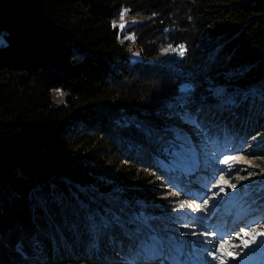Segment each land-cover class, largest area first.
<instances>
[{
  "label": "trees",
  "instance_id": "obj_1",
  "mask_svg": "<svg viewBox=\"0 0 264 264\" xmlns=\"http://www.w3.org/2000/svg\"><path fill=\"white\" fill-rule=\"evenodd\" d=\"M123 9L141 18L125 29L137 60ZM186 112L208 135L261 136L264 155V0H0V264H98L158 237L134 216L142 171L185 144Z\"/></svg>",
  "mask_w": 264,
  "mask_h": 264
},
{
  "label": "rangeland",
  "instance_id": "obj_2",
  "mask_svg": "<svg viewBox=\"0 0 264 264\" xmlns=\"http://www.w3.org/2000/svg\"><path fill=\"white\" fill-rule=\"evenodd\" d=\"M121 13H124L123 17ZM121 13L113 21V25L124 35L123 40L130 41L131 58L140 59V51L135 47L133 36L125 29L137 24L141 18L130 14L126 9ZM182 52L181 47H166L159 59L174 62ZM220 91L222 90L218 89L215 93ZM51 95L56 103L65 101L66 94L60 88L53 89ZM235 112L237 110L234 109L233 113ZM231 116H228L227 120H231ZM172 122L170 120V123ZM171 125L185 144L179 148H166V157L146 159V168L142 171L147 177L146 188L140 189L144 198L141 199L138 218L143 222H158L161 233L149 224L147 226L157 232L158 237L151 234L148 238L140 239L138 244H133L128 238H122L114 248L119 256L109 258L104 254L98 264H128L130 261L134 264H170L176 253L170 244L178 245L193 264H232L233 256L248 251L244 247L238 248L239 245L244 246V243L239 241L246 238L243 232L247 231L251 240L258 241V244L249 249L254 262L264 264V246L260 245V241L264 240V155L258 156L251 149L260 142L261 136L235 138L234 135H224L220 138L215 134L208 135L197 120V115L191 112H186L182 119ZM197 158L199 161H194ZM195 163L201 168L197 180H193L198 187L192 186L188 192L186 189L189 190V187L178 183L177 178L181 177L182 171L186 172ZM122 171L121 168L108 166L99 168V174L119 188L135 189L140 186L136 181H124ZM198 188L203 190L197 191ZM231 197H240L236 200L241 207L246 205L249 199V203L256 204L259 208L248 223L239 225L227 234L224 230L221 231V226L215 228L212 218L221 203L224 200L230 201ZM146 207H151V212ZM134 213L135 216L136 212ZM234 233L239 239L230 240L229 237H233ZM19 245L17 250L22 251ZM157 250L160 253L166 252V256L156 263L148 262V257ZM233 250H238V253Z\"/></svg>",
  "mask_w": 264,
  "mask_h": 264
},
{
  "label": "bare ground",
  "instance_id": "obj_3",
  "mask_svg": "<svg viewBox=\"0 0 264 264\" xmlns=\"http://www.w3.org/2000/svg\"><path fill=\"white\" fill-rule=\"evenodd\" d=\"M203 166V165H202ZM194 167L196 168V169H198L197 170V172H199L200 170H201V168L199 167V165H194ZM191 172L192 171H188V173H189V176H196L198 173H192L191 174ZM182 178L181 179H186V176L184 175V176H181ZM192 186H194V185H191V184H189V185H187V188L189 187V190H187L186 189V191H188V192H190V189H191V187ZM203 189H201V191H202ZM186 191H184V192H186ZM195 197H197V196H193V198H195ZM258 208H259V206L258 205H256V204H254V205H251V206H248V207H246L245 208V211L243 212V213H238V215L239 214H241L240 216H242V217H240V219H239V224H246L247 223V221L248 220H250L251 218H253V216H255V214L258 212ZM218 216H221V215H218ZM247 217H249V218H247ZM225 218L224 217H215V220H220V221H222V220H224ZM252 222H253V220H252ZM247 228V227H246ZM223 232V231H222ZM225 232H227V234H228V232H229V230L228 229H226V231ZM235 235L232 237H229V239L230 240H236V239H239L238 237H237V235H236V233H234ZM233 235V234H232ZM164 245V244H163ZM238 248H242L240 245H239V247ZM233 252L234 253H238V250H237V252H235L234 250H233ZM162 255H163V253L161 252H159L158 250L156 251V252H153V253H151V255L148 257L149 259H148V262H154V263H156L159 259H163V257H162ZM152 260V261H151ZM262 264V263H261Z\"/></svg>",
  "mask_w": 264,
  "mask_h": 264
},
{
  "label": "snow or ice",
  "instance_id": "obj_4",
  "mask_svg": "<svg viewBox=\"0 0 264 264\" xmlns=\"http://www.w3.org/2000/svg\"><path fill=\"white\" fill-rule=\"evenodd\" d=\"M123 15H124V13H121V16H122V17H123ZM262 235H264V234H262ZM260 245H261V246H264V240H261V241H260ZM245 246H247V244H246ZM229 255H231V254H229ZM213 258H215V257H213ZM128 264H134V262H131V261H130V262H128Z\"/></svg>",
  "mask_w": 264,
  "mask_h": 264
}]
</instances>
